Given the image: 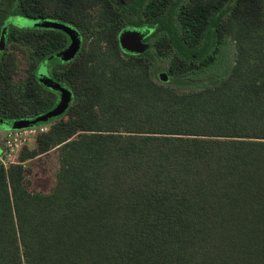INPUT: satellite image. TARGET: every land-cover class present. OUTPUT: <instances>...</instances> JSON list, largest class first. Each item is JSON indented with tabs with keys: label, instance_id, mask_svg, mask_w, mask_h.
<instances>
[{
	"label": "trees",
	"instance_id": "obj_1",
	"mask_svg": "<svg viewBox=\"0 0 264 264\" xmlns=\"http://www.w3.org/2000/svg\"><path fill=\"white\" fill-rule=\"evenodd\" d=\"M18 14L71 25L83 42L51 69L71 92L66 110L0 164V264H264V0H0V26ZM146 24L169 56L166 83L150 54L119 45ZM9 39L0 117L34 119L58 100L37 70L69 39L39 27ZM192 74L207 80L175 89ZM52 149L55 186L32 192L25 162Z\"/></svg>",
	"mask_w": 264,
	"mask_h": 264
},
{
	"label": "rangeland",
	"instance_id": "obj_2",
	"mask_svg": "<svg viewBox=\"0 0 264 264\" xmlns=\"http://www.w3.org/2000/svg\"><path fill=\"white\" fill-rule=\"evenodd\" d=\"M183 1H185V0H183ZM175 16H176V13L174 14V21L176 22V26L179 27L177 24V20H176ZM20 17L21 16L19 14L14 15L13 17H11V22H9V20H10V18H9L8 20H6L4 23L1 24L0 34L2 33V30H3L5 35H6V38L4 40L3 50L10 44L9 38H10V33L12 30L26 31V29H31V28L32 29H38V27L29 26V20L24 19V18H20ZM147 26H148V28H146ZM143 27H145V28L140 29V31H142V33H143V37H142L141 42L143 44L144 50L140 53H129V52H125L122 49V53L124 55L126 53L127 54L129 53L132 55H141L145 52L150 54L151 58H152V61H151V63H152V77L159 82L166 83L172 77L170 75L169 70H168L169 56H164V57L158 56V55H156V53L154 51L156 49L155 45L160 38V33H156V26L153 24L152 25L146 24ZM39 29H40V27H39ZM128 29H129V27H128ZM66 36L68 37V35H66ZM79 36H80L81 42H83V37H82V35H80V32H79ZM68 39L71 41L70 37H68ZM22 47H23V51L17 50V58L19 59V64H18L19 70L16 74L17 78L24 76L25 67H26V64L24 61L26 58H28L27 55L33 51L32 49H34L32 44H29V43L23 44ZM228 47H227V50L221 51V59L222 58L226 59L225 62L227 61V59L229 61L231 60L233 52H234V48H233L231 43H230V46H228ZM129 51H133V50H129ZM23 52H25L26 55ZM71 56L72 55L63 54V52L61 51V52H58L57 54L53 55L52 57H49L48 59H46V61H44V63H42V64H43V67L47 70L48 75H49V72L51 71L52 67L53 66L56 67V65H53L54 63L68 61L69 59H71L73 57V56L72 57ZM222 63L223 62H221V64ZM225 67H226L225 65H222L220 69H223ZM161 73L166 74L167 78L165 81H163L160 78L159 75ZM196 76H198V74L190 75V77H192V79H193L190 81H178V83L175 85V89L178 90L179 92L192 90L194 88L197 89V87L202 82L207 80V78H202V79L198 80L195 78ZM172 83H173V81H171V84ZM49 89H51L52 91H56L53 88H49ZM53 118H54L53 120H55V118L57 119V116H55ZM42 127L48 128L49 124H43ZM3 128L0 127V145L3 143V137H4V133L6 131L5 127H3ZM33 141H34V139L32 138L29 141L27 146L31 147L33 145ZM0 164H2L1 161H0ZM25 166L28 168V172L26 173V183H27L29 190L32 192H44V193L49 192L55 186L56 172H57L58 167H59L57 149H52L45 154L39 155V156L32 158V159H28L25 162Z\"/></svg>",
	"mask_w": 264,
	"mask_h": 264
},
{
	"label": "water",
	"instance_id": "obj_3",
	"mask_svg": "<svg viewBox=\"0 0 264 264\" xmlns=\"http://www.w3.org/2000/svg\"><path fill=\"white\" fill-rule=\"evenodd\" d=\"M29 20V26L31 27H40V28H52L63 31L68 37H70L71 41L69 45L62 50L63 54L74 55L78 52L81 46V39L79 36V32L72 27L71 25L53 20V19H27ZM143 37L142 31L139 29L125 28L118 34V41L121 49L125 52L129 53H140L144 50L143 44L141 42ZM6 35L2 30L0 34V51L4 48V40ZM137 47V48H136ZM133 50V51H129ZM71 56V57H72ZM72 57V58H73ZM71 58V59H72ZM70 60V59H69ZM160 78L165 81L166 74L161 73ZM37 77L40 83H42L47 88H53L57 92H59V102L46 113L34 118V119H21L11 122L7 127H5L6 131L9 129H24L30 126H36L38 122H45L49 118L58 116L62 114L69 105L71 100V92L70 90L54 81L48 75L47 70L41 64L37 70Z\"/></svg>",
	"mask_w": 264,
	"mask_h": 264
},
{
	"label": "built area",
	"instance_id": "obj_4",
	"mask_svg": "<svg viewBox=\"0 0 264 264\" xmlns=\"http://www.w3.org/2000/svg\"><path fill=\"white\" fill-rule=\"evenodd\" d=\"M46 130L42 126H30L24 129H9L5 131L3 143L0 145V161L3 166L18 162V154L27 146L29 141L37 135L38 132Z\"/></svg>",
	"mask_w": 264,
	"mask_h": 264
},
{
	"label": "flooded vegetation",
	"instance_id": "obj_5",
	"mask_svg": "<svg viewBox=\"0 0 264 264\" xmlns=\"http://www.w3.org/2000/svg\"><path fill=\"white\" fill-rule=\"evenodd\" d=\"M48 19H51V18H48ZM70 43V40L68 41V44ZM67 44V46H68ZM46 61V60H45ZM44 63V62H43ZM42 64V63H41ZM49 75H50V78H52V75H51V71L49 72ZM53 79V78H52ZM54 80V79H53ZM55 81V80H54ZM43 85V84H42ZM44 86V85H43ZM45 88H47L46 86H44ZM48 90H51L49 88H47ZM57 92V91H56ZM58 93V100H57V103L59 102V92ZM12 121H9V120H3L1 117H0V127H7L9 124H11ZM4 129V128H3Z\"/></svg>",
	"mask_w": 264,
	"mask_h": 264
},
{
	"label": "clouds",
	"instance_id": "obj_6",
	"mask_svg": "<svg viewBox=\"0 0 264 264\" xmlns=\"http://www.w3.org/2000/svg\"><path fill=\"white\" fill-rule=\"evenodd\" d=\"M9 22H11V18H10Z\"/></svg>",
	"mask_w": 264,
	"mask_h": 264
}]
</instances>
